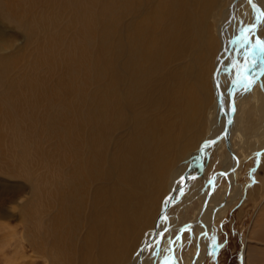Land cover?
Returning <instances> with one entry per match:
<instances>
[{
    "label": "bare ground",
    "instance_id": "1",
    "mask_svg": "<svg viewBox=\"0 0 264 264\" xmlns=\"http://www.w3.org/2000/svg\"><path fill=\"white\" fill-rule=\"evenodd\" d=\"M220 1L115 0L118 19L116 26L119 25L121 29L123 15L129 17L125 38L122 30L118 31V44L115 47L116 53L114 52V59L111 62L112 67L104 79H95L94 85L98 87V90L95 91L97 94L89 95L83 110L75 113V115L72 113L74 115H72L73 120L67 123L68 129H65L68 136L66 134L63 136L66 135L67 137L66 143L56 144L53 149L54 152L51 154L52 157L50 156L51 159H48L49 161L45 164L49 170L50 198L48 196L47 198L52 214L46 221H43L39 216L40 221L44 223H37L36 254H33L34 257L30 264H136L137 262H139L138 264H146L148 263L147 254L150 247L162 234L167 237L163 242L164 247H171L173 251V259L170 264L202 263L200 258H205L210 247L213 234L212 223L224 216L238 197L239 186L236 185V181L243 162L254 156L259 146L264 143L263 137H258L255 134L253 142L251 141V145H248L246 128L243 123L244 113L249 109H246L245 89L249 80L252 81V84H258L257 74L263 69L264 58H260V55L257 54L255 66L250 65L251 67H249V70L255 74L250 76L249 72L244 70L246 66L244 63L247 62L245 58L249 52L251 54V50L242 43L241 37L242 28L256 24L252 36L262 38L264 17L260 16V12L264 11V0H253L259 11L253 10L249 0H235L234 3L227 4L218 10L217 13L221 14V18L216 21L218 23L215 24V31L216 39L218 38L220 44L214 57L215 48H217L216 41L210 36L209 31L201 30L199 32L201 28L199 13L205 9L211 11L213 8L216 14ZM62 2L67 4V0ZM246 2L250 7L251 14L243 9ZM238 13L248 14L250 23L244 25L239 32L234 29V33L229 32L227 28L229 25H234V21L238 20ZM227 15L230 19L226 22L224 17ZM257 17H260L259 22ZM198 39L205 44L204 54L207 55L201 54L203 55V64L206 65L207 72L211 75L210 81L212 80L216 104L214 111L211 114L208 112L206 134L198 143L189 140L192 149L181 152L182 159H180L177 167L171 171L168 186H155L158 193L164 190L166 195L161 194L163 201L162 207L159 208L162 210L155 215L156 217H153L150 215V210H153V207L151 206L149 210L146 208V199L150 198L151 193L146 194L139 188L146 185L147 179L158 176L161 161L149 159L142 162L140 159L144 151H139L141 147L138 148L140 143L137 139L144 135V131L148 132V125H151L146 119L148 114L155 116L159 112L162 114L167 104L173 102L178 104L185 98V93H182L185 78L190 77L192 79L191 75L195 73L196 79L199 81L196 84L197 92L198 90L205 91L208 88L209 80L205 79L207 75L203 74V70L199 72V69L193 72L186 65L187 59L186 64H177L179 66L177 68L170 67L172 62L182 61V58L191 53L193 41ZM157 43H159V48L158 45L156 46ZM147 51L149 52L145 55ZM233 52L234 58H238L239 61L232 59L236 64L235 73L227 75L229 63H231L229 56ZM200 56H198V60H193L194 66L199 61ZM137 61L138 63H136ZM146 64L147 66L144 68ZM189 66L192 65L189 64ZM143 72H145V76L142 74ZM146 74L149 75L146 76ZM225 75L229 76L224 78H228L227 84L222 79ZM212 85L210 86L212 87ZM257 88L255 86L252 94L259 113V123L263 122L262 128L264 130V103L260 99ZM171 100L172 102H170ZM169 109L171 110V108ZM220 114H222L220 117L225 120L221 131L218 130L221 123L215 124L214 122ZM157 119L161 120L159 116ZM165 121L162 119L159 123L160 126L155 125V131L150 134H156V129L159 130L160 127L159 131L164 129L167 126ZM123 128H127V132L121 139L119 135L117 142L112 146L109 145L108 139L110 137L112 139V135ZM165 135V139L151 135L152 139L147 143L148 152L152 148L153 154L155 151L160 152V150L162 154L171 152L166 148L164 142L169 139V134L166 133ZM151 136L147 135L149 138ZM223 138L226 139L224 147H222ZM235 139L238 141L236 147L233 146ZM221 148L226 153L222 158L217 157L220 160L218 165L220 170L208 178L203 192L198 196L193 195L190 199L197 202H191V206L185 209V211H194L192 221L183 225L179 218L174 219L172 223L170 222V225L167 224L171 208L173 209V206L177 205L178 199L184 190L190 188L192 182L196 184L201 175H203L202 178L205 176L208 157L211 158V154L219 153ZM135 149L139 153L138 158L134 156ZM177 151L179 150H172L173 154H177L175 153ZM146 154L149 153L146 152L144 156ZM262 161L264 162V155ZM184 173L186 174L182 176ZM119 176L124 180L122 183L126 187L122 193L116 189L117 186L115 185ZM139 176L141 177L139 178ZM113 177L116 179L114 178L115 180L112 182ZM221 181L227 182L228 189L219 192L216 191V188ZM194 184L191 188L195 187ZM119 188L121 189V187ZM212 192L214 193L210 195ZM227 195L228 197H226ZM222 200H226V202L222 203ZM229 200L233 201L228 202ZM141 203H143L141 210L144 215L138 218L136 215L137 208ZM167 212H169L168 216L166 215ZM149 216L152 217L149 218ZM140 219L142 224L147 226V229H143L142 234H139L142 237H140L139 245L134 254H128L130 256L128 260L120 263V257L126 254L125 248L131 239L129 236L138 230L140 232ZM257 223L258 225L252 226L249 235L245 238L248 245L244 251V264H264V214L260 216ZM185 232L194 237L192 240L195 241L197 247L195 258L193 253L183 256V253L188 249V242L184 240L185 238L183 239L182 235ZM205 244H208V248L205 247ZM129 248L131 249L130 246ZM131 253L133 252L131 251ZM22 258H25L24 254Z\"/></svg>",
    "mask_w": 264,
    "mask_h": 264
},
{
    "label": "rangeland",
    "instance_id": "2",
    "mask_svg": "<svg viewBox=\"0 0 264 264\" xmlns=\"http://www.w3.org/2000/svg\"><path fill=\"white\" fill-rule=\"evenodd\" d=\"M62 1L0 0V264H30L32 262L33 254H36L37 223L48 220L52 214V209L48 204V198H50L49 170L45 164L51 159L56 144L66 143L67 123L73 120L72 115L83 110L84 103L89 95L97 94L95 91L98 90V87L94 85L95 79H104L107 76L106 73L112 67L111 62L114 59L115 47L118 44V31L122 30L125 38L129 17L123 15L121 29L119 25L116 26L118 19L115 0H67V4ZM234 2L235 0H221L216 14L213 8L211 11L205 9L199 13L201 17H199L201 25L199 32L201 30L209 31L210 36L216 41L217 48H215L214 57L220 44L218 38L216 39L215 24L218 23L216 21H219L221 14L217 12L225 5ZM239 4L241 5V3ZM247 4L246 2L243 9L251 14L250 7ZM59 8L61 9L58 10ZM56 10H58L57 13ZM248 14L238 13V20L234 21L233 26L229 25L227 30L233 32L234 29L239 32L244 25L250 23ZM212 16L214 17L211 18ZM243 16L245 18H242ZM52 17L53 19H51ZM214 18L215 20H213ZM229 19L228 15L224 17L226 22ZM261 36L264 38V26ZM157 45L159 48V43ZM204 46V42L199 39L194 40L192 54L189 53L182 58L184 61L181 59L182 61L172 62L173 65L171 64L170 67L177 68L179 67L177 64H186L187 62L186 65L193 72L198 71V69L199 72L203 70V74L207 75L205 79L209 80L207 85L209 89L206 88L205 91L198 90L197 92L196 84L199 81H197L195 73L191 75L192 79L190 77L185 78L182 85V93H185L186 96L183 95L185 98L179 101L178 104L175 102L167 104L162 114L160 112L159 114L156 113V116L148 114L146 119L149 124L151 123L150 126L148 125V132L144 131V135L137 139L140 143L138 148L141 147L139 151H144L140 159L142 162L149 159L151 161L156 159L158 162L161 161L158 176L147 179L146 185L139 188L140 191L143 190L146 194L151 193L149 195L151 199H146L148 204H146V208L149 210L151 206L153 207V210H150V215H153V217L162 210L159 207H162V197L166 195L164 190L158 193L155 186L169 184L171 171L177 167L180 159H182L181 152L192 149L189 144L190 141L193 140L194 143H198L204 137L208 115L214 111L216 100L211 84L212 80L210 81L211 75L207 72L206 65L203 64V55H207L204 54ZM148 52H145V55ZM198 56L202 59L199 57V61L194 66L193 60H198ZM255 58L252 57L250 52L245 58L247 62L244 63L246 64L244 70L249 72L250 76H253L254 72L250 71L249 67L255 66ZM260 58L264 57L260 56ZM232 59L239 61L238 58H234V52L229 56L231 63H229L227 75L235 73L234 67L236 64ZM189 64L192 66H189ZM146 66L147 64L145 67L143 65L144 68ZM262 68L257 74L258 84H251V91L246 90L244 94L245 101L247 100L246 109L249 108L243 116L248 145H251V141L253 142L255 134L258 137L262 136L264 139L263 122L259 123V113L252 94L255 86H257V92L264 103V65ZM255 71L257 72V70ZM148 75L146 74V76ZM227 75L222 78L223 82H226L225 84L229 81L228 78L224 79L229 77ZM194 78L195 80H193ZM189 102L190 104H188ZM221 115L216 117L214 121L215 124L221 123L219 131H221L222 125L225 124L224 118L220 117ZM157 116L161 120H166L167 126L161 131H159L161 127L159 130L156 129V134H150L155 131V125L160 126L161 120L157 119ZM123 129L113 134L112 139L111 137L108 139L109 145L112 146L116 143L119 135L121 139L127 132V128ZM166 133L169 134V139L164 142L166 148L171 152L168 150V153L162 154L160 150V152L155 151L153 154V148L148 152L147 143L152 139V136L157 135L161 139H165ZM64 134H66L65 137H63ZM148 134L152 136L149 138L147 137ZM225 141L226 139L223 138L222 147H224ZM237 143L236 139L233 140L234 147ZM263 148L264 143L259 146L254 156L243 162L236 181V185L239 186L238 197L234 201L229 200L228 202L233 201V205L231 203L232 206L225 215L212 223L213 234L210 247L208 248V244H205V247L208 248V254L205 255V258H200L201 264H244V251L248 245L245 238L249 235L252 226L258 225L257 221L264 214ZM175 149L179 150L175 152L177 154L172 152ZM219 150V153L211 154V158L208 157L204 172L205 176L202 178L203 175H201L196 184L192 182L190 188H188L189 190H184L182 196L178 199L177 205L175 204L176 206L174 205V208H171V213L167 212L166 215L169 214L167 224L170 225V222L172 223L174 219L179 218L183 225L192 221L194 211H185V209L191 206L193 201L190 199L193 195L198 196L203 192L204 185L209 180L208 178H211L220 170L218 167L220 160L217 157H224L226 152L222 148ZM146 152L149 154L144 156ZM134 156L136 158L139 156L136 149ZM215 161L216 164H214ZM120 176L117 179L119 183L116 180L115 185L117 186L116 189L122 193L126 187ZM116 177L111 179L112 182ZM193 184L195 187L191 188ZM217 188L216 191H225L228 189V184L226 181H221ZM143 202L145 203V201ZM224 202L226 200H222V203ZM142 204L137 208L136 215L138 218L144 215L141 210ZM39 216L43 221H40ZM151 217L149 216V218ZM139 222L142 224L141 219ZM141 224H139L140 232L138 230L135 234L129 236L131 239L127 248H125L126 254L120 257V263L127 261L130 257L128 254H134L135 249L138 247L140 237H142L139 234L147 229L146 225ZM182 235L183 239L185 238L184 240L188 242V249L183 253V256L193 253L195 258L197 247L195 241L192 240L194 237L190 236L188 232ZM166 238V235L162 234L155 240L148 251V263L146 264H170L172 262L173 251L171 247L166 246V248L163 245ZM137 242L138 244H136ZM23 254L25 258L21 259Z\"/></svg>",
    "mask_w": 264,
    "mask_h": 264
},
{
    "label": "snow or ice",
    "instance_id": "3",
    "mask_svg": "<svg viewBox=\"0 0 264 264\" xmlns=\"http://www.w3.org/2000/svg\"><path fill=\"white\" fill-rule=\"evenodd\" d=\"M249 3L252 4L254 11H259L255 3H253V0H249ZM260 16L264 17V11L260 12ZM260 17H257V21L259 22ZM256 24H252L250 26H246L245 28L241 29V37H242V43L247 46L248 49L251 50L252 57L255 58L257 54H259L261 57H264V38H260L258 36L253 37L252 32L256 28ZM252 81H248V88L245 90H250ZM233 111H235V108H233Z\"/></svg>",
    "mask_w": 264,
    "mask_h": 264
}]
</instances>
